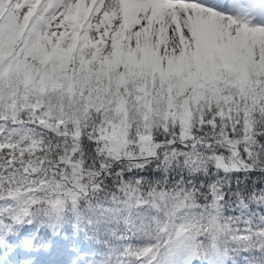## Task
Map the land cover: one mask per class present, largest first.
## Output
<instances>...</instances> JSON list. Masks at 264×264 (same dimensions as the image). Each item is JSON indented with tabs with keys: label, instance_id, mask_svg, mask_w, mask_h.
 <instances>
[{
	"label": "snow or ice",
	"instance_id": "snow-or-ice-1",
	"mask_svg": "<svg viewBox=\"0 0 264 264\" xmlns=\"http://www.w3.org/2000/svg\"><path fill=\"white\" fill-rule=\"evenodd\" d=\"M0 264H264V0H0Z\"/></svg>",
	"mask_w": 264,
	"mask_h": 264
}]
</instances>
